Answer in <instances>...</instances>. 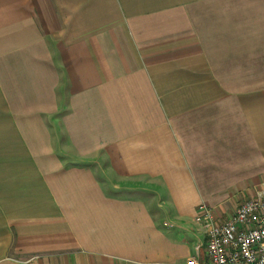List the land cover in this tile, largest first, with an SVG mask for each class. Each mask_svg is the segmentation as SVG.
<instances>
[{"label":"crops","instance_id":"obj_1","mask_svg":"<svg viewBox=\"0 0 264 264\" xmlns=\"http://www.w3.org/2000/svg\"><path fill=\"white\" fill-rule=\"evenodd\" d=\"M264 194V0H0V264L206 260Z\"/></svg>","mask_w":264,"mask_h":264},{"label":"built area","instance_id":"obj_2","mask_svg":"<svg viewBox=\"0 0 264 264\" xmlns=\"http://www.w3.org/2000/svg\"><path fill=\"white\" fill-rule=\"evenodd\" d=\"M194 220L205 231L206 260L195 255L185 264H264V194L242 201L222 222L201 203Z\"/></svg>","mask_w":264,"mask_h":264}]
</instances>
